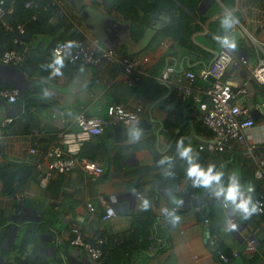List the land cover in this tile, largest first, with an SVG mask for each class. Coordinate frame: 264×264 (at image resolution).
<instances>
[{"label": "crops", "instance_id": "1", "mask_svg": "<svg viewBox=\"0 0 264 264\" xmlns=\"http://www.w3.org/2000/svg\"><path fill=\"white\" fill-rule=\"evenodd\" d=\"M41 1L44 10L53 6L48 0ZM148 1L152 2L139 3L145 6ZM115 4V0H63L64 15L53 6L57 13L25 33L0 25V89L15 87L19 91L14 102L0 96V164L31 167V173L22 179L26 185L22 199L18 198L20 193L4 190L0 181V264L86 263L87 252L67 241L72 225L79 227L84 240L96 243L104 234L111 244L127 247L129 252L118 253L123 264H264V215L243 220L222 196L209 197L216 185L194 186L186 175L188 164L178 154V141L183 140L185 146H192L196 162L203 168L214 164L216 171L224 172L225 187L230 175L238 176L245 192L249 183H259L247 149L254 145V156L264 158V87L248 81L240 68L227 67L225 77L232 86L236 90L246 86L247 92L237 101L249 107L260 128L250 129L242 142L232 141L227 151H209L197 148L198 141L209 135L200 119L199 103L191 100V93L181 90L184 82L177 80L180 72L198 71L213 60L214 50L224 49L213 37L233 31L220 26L227 11L239 18L235 30L249 43L248 56L253 54L249 34L264 39V0H171V10L163 8L159 14L139 7L141 23L137 25L136 19L117 11ZM87 5L111 16L99 25L106 31L107 23L113 22L105 40L83 23ZM61 16L79 33L73 45L85 43L95 52L101 46L112 47L129 57L147 55L149 61L141 66L144 72L138 83H127L119 63L73 64L67 52L62 55L61 74H54L50 65L55 55L51 51L65 30V25L59 24ZM3 31L12 33L11 39ZM235 39L236 49L245 50L242 41ZM12 43L23 55L16 65L1 60L2 51ZM168 61L175 63L177 72L171 82H160L158 75ZM209 84L210 80L199 77L193 83V91L207 102ZM113 102L125 106L140 102L142 111L130 136L118 138L113 132L115 124L84 144L82 155L102 161L101 175L93 179L75 168L55 174L50 190L41 186L34 162L47 159L46 151L56 143L57 134L74 127L80 111L106 116L107 106ZM29 147L36 153H30ZM55 190L59 193L53 194ZM144 200L150 205L147 211L140 207ZM107 204L113 205L116 213L104 220ZM209 213L210 224L218 228L217 248L204 241L202 221ZM172 214L179 217L175 223ZM230 219L237 225L234 231L226 230ZM59 237L63 244L57 243ZM251 238L254 244L248 250ZM144 242H149V247L136 248ZM221 248L227 253L237 250L238 255L221 261Z\"/></svg>", "mask_w": 264, "mask_h": 264}, {"label": "built area", "instance_id": "2", "mask_svg": "<svg viewBox=\"0 0 264 264\" xmlns=\"http://www.w3.org/2000/svg\"><path fill=\"white\" fill-rule=\"evenodd\" d=\"M41 0H27L24 6L29 8L36 6ZM14 0L8 3L6 0H0V25L9 31L24 32V26L20 22H12L9 18L13 12ZM50 5L56 6L59 13H64L63 0H50ZM47 6H44L46 8ZM252 41L253 54L245 57L228 50L222 49L213 60L201 67L198 71L186 70L179 73L178 81H183L181 90L184 93H191V100L199 103L200 119L209 135L197 143L199 150L209 151H227L232 141L242 142L250 129L260 128L255 123L249 107L240 104L237 101L239 95L246 93V86L234 89L232 84L226 79V69L229 65L236 66L245 72L248 81H252L264 87V39L257 38L254 34H249ZM67 42H59L52 48V53L56 56L68 53V59L73 64H91L96 65L101 62L119 63L122 67L123 77L130 85H135L144 72L141 66L149 61L147 55L129 57L121 55L112 47H100L94 51L88 44L80 43L66 47ZM23 55L14 48H6L2 51L1 60L7 64L16 65L21 62ZM176 66L173 61H168L161 73L158 75L160 82L169 83L176 73ZM199 77L203 80H210L209 86L205 92L209 95V102L202 100L199 95L193 91V83ZM18 89L13 87H4L0 89V96L9 102H14L18 98ZM264 110V105H263ZM142 111V104L137 102L133 106H125L122 103L113 102L107 106V115H87L83 111L76 114L74 118V127L64 129L57 134L56 143L46 151V160H37L34 162L35 170L38 174V182L45 186L57 173H66L75 168H80L88 172L93 179L99 177L103 172L102 161L81 154V150L86 142L94 141L95 138L104 133L105 130L115 124H121L126 127H136ZM252 147H248L247 155L254 160V175L259 181V195L254 198L264 210V158L255 157L252 153ZM30 153H36L34 147H29ZM254 186V183H249ZM248 184V185H249ZM246 186V191L247 187ZM255 188V186H254ZM209 192V196H213ZM226 205V204H224ZM90 211L94 210L91 202L87 203ZM115 207L111 204L105 206L102 219H108L115 215ZM232 219L229 220L231 222ZM227 223V226L229 225ZM203 233L205 243L212 247L217 240V234L210 226V219L204 217ZM57 243L63 244V238H57ZM68 243L73 246H79L87 252L88 260L84 264H102L103 254L101 244L103 239L98 238L96 243L84 240L81 231L77 225H72L67 238ZM254 239L248 241L247 249L253 248ZM237 250L230 254L223 251L218 252L221 261H228L230 257H236Z\"/></svg>", "mask_w": 264, "mask_h": 264}, {"label": "clouds", "instance_id": "3", "mask_svg": "<svg viewBox=\"0 0 264 264\" xmlns=\"http://www.w3.org/2000/svg\"><path fill=\"white\" fill-rule=\"evenodd\" d=\"M240 23L239 18L232 11H227L220 19V26L225 31L235 30L236 25ZM214 40L219 42L221 48L228 49L230 52L237 48V41L235 36L229 37L227 35L220 37L214 36ZM73 41H68L66 47L71 48ZM53 68L54 74L59 75L60 68L63 67V57L59 54L55 56L53 64L50 65ZM179 156L184 159L188 167L186 169V175L192 179V183L197 187L211 188L214 184L216 190L214 195L219 198L223 197L224 201L230 203L233 211L238 212L243 220L250 219L253 215L258 214L261 211V206L257 201L253 200L251 193L255 191L253 185L249 184L247 191L242 189L239 178L237 175H230L227 186L222 183L224 176L223 171H216L214 164H209L205 169L199 163L196 162V157L193 155L194 149L191 145L185 146L183 140L178 141ZM142 210L147 211L150 207L149 202L144 200L140 206ZM179 220L178 216L172 214L173 223ZM237 225L229 222V231L236 230Z\"/></svg>", "mask_w": 264, "mask_h": 264}, {"label": "trees", "instance_id": "4", "mask_svg": "<svg viewBox=\"0 0 264 264\" xmlns=\"http://www.w3.org/2000/svg\"><path fill=\"white\" fill-rule=\"evenodd\" d=\"M6 1L8 2L9 0H6ZM25 1H27V0H14L13 12L11 14V20L12 21L20 22L23 24L24 29H25L23 33H25L26 30H28L32 26L37 25L40 20H42L44 18L45 19L50 18V16H53L58 11L53 6H50L46 10H44L42 8V4H39V3L36 6L33 5L29 8H27L24 6ZM44 1H47V0H44ZM48 2H49V0H48ZM115 2H116L115 7H116L117 11L123 13L126 17H131L134 20L136 19V25L141 23L140 19L137 17V12H138L139 7L144 12L149 11L150 13H153V14H159L161 12L160 9H163V8L171 10V7L169 6V4H171V0H152V2L150 1V3L148 1L145 6H142L141 3H139V0H115ZM41 3H42V1H41ZM34 11L36 13L35 16L31 15V13H33ZM21 21H23V22H21ZM59 24L65 25V30L63 32H61L59 37L56 39V42L52 45V48L56 43H59V42H67L68 43V41H72L74 38H76L79 35L78 31L76 30V28L73 26L72 22L69 21V19L67 17H62L60 19ZM143 28H144V26H141L140 30H143ZM3 33H5L6 35H9V37L11 39L12 33H7V31H3ZM8 46H9V48L15 47L16 50L21 51V49L16 44L14 45L12 43V45H7L6 47H8ZM72 46H74V45H72ZM121 55H123V54H121ZM125 56H129V55H125ZM102 63H105V62H101L99 64H102ZM188 70H193V69H188ZM193 71H195V70H193ZM81 153H82V151H81ZM1 165H2V167H5V168H12V167L14 168L15 167V165H9V164L4 163V162H2ZM36 175L38 178L37 172H36ZM34 177H35V175H34ZM49 182L45 185V187H47L48 190H50V183ZM254 186H255V191L253 193H251L253 199L258 197L259 192H260L259 183H254ZM24 190H26V185L24 184V180L18 181L17 183H14L8 189V191L11 194H15L17 192H18V194L20 193L18 195L19 199H22L21 196H23L22 194H23ZM58 193H59V190H55L53 192V194H58ZM213 196H209V197H213ZM258 214L264 215V210L262 213H258ZM207 215L208 216H204V217L209 218V216H211L210 213ZM201 216H202V213H201ZM2 221L3 220H0V222H2ZM41 222H45V220H43ZM210 226L212 227V229L217 234L218 228H215L212 224H210ZM102 235H100L101 237H98L100 239L101 238L103 239V243L101 244V248L103 251V254L101 257L102 264H123L121 259L118 257V253L123 252V251L129 252L127 247H124L123 245L117 244V243L111 244V240H109V237L107 236V239H108L107 240L105 238L104 234H102ZM143 244H144V246L136 245V248L137 249H143L144 247H149V242H148V244L145 242ZM220 251H223L226 254H230V253H227L226 250H222V248Z\"/></svg>", "mask_w": 264, "mask_h": 264}, {"label": "water", "instance_id": "5", "mask_svg": "<svg viewBox=\"0 0 264 264\" xmlns=\"http://www.w3.org/2000/svg\"><path fill=\"white\" fill-rule=\"evenodd\" d=\"M86 11V16L83 17L82 21L83 23L88 26L91 31L99 38L105 40L104 34H109L110 28H114L113 22L107 23L109 27H104L106 31L103 30V27L100 28L101 21H104V19H111V16L107 13H104L99 8L93 7L91 5H87L84 7ZM235 36V38L240 39L242 41L243 46L245 47V50H232L234 53L243 55L245 57L248 56V52L246 50H250V45L247 42L246 38L244 37V34H241L237 30L230 31L227 36L232 37ZM215 54H218V51L214 50ZM245 74V72H244ZM253 112V111H252ZM135 130L133 127H126L121 124H116L114 126L113 132L118 135V138L120 136L127 137L130 136L131 133H133ZM31 173V167L28 165H20L12 169H5L0 164V181L1 186L4 190L8 189L11 185L14 183L26 178ZM136 192L133 191L132 194H135ZM219 242V241H217ZM213 248H217V245H214Z\"/></svg>", "mask_w": 264, "mask_h": 264}, {"label": "rangeland", "instance_id": "6", "mask_svg": "<svg viewBox=\"0 0 264 264\" xmlns=\"http://www.w3.org/2000/svg\"><path fill=\"white\" fill-rule=\"evenodd\" d=\"M55 224H57L58 225V223L55 221Z\"/></svg>", "mask_w": 264, "mask_h": 264}]
</instances>
